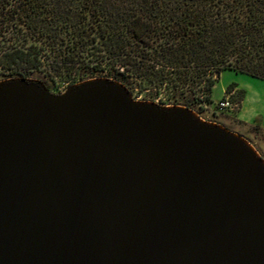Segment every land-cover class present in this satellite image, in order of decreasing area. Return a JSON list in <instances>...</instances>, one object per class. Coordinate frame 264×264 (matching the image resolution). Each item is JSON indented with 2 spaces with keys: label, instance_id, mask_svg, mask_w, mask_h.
Wrapping results in <instances>:
<instances>
[{
  "label": "water",
  "instance_id": "95a60500",
  "mask_svg": "<svg viewBox=\"0 0 264 264\" xmlns=\"http://www.w3.org/2000/svg\"><path fill=\"white\" fill-rule=\"evenodd\" d=\"M0 264H264V158L108 78L2 79Z\"/></svg>",
  "mask_w": 264,
  "mask_h": 264
},
{
  "label": "trees",
  "instance_id": "16d2710c",
  "mask_svg": "<svg viewBox=\"0 0 264 264\" xmlns=\"http://www.w3.org/2000/svg\"><path fill=\"white\" fill-rule=\"evenodd\" d=\"M44 59L50 79L104 77L133 97L163 89L192 109L178 95L210 102L222 70L264 81V0H0L4 79H33Z\"/></svg>",
  "mask_w": 264,
  "mask_h": 264
},
{
  "label": "rangeland",
  "instance_id": "374dc122",
  "mask_svg": "<svg viewBox=\"0 0 264 264\" xmlns=\"http://www.w3.org/2000/svg\"><path fill=\"white\" fill-rule=\"evenodd\" d=\"M38 46L39 44L36 42H30V41H26L23 45L24 49H31L32 51H36L38 55H40L42 53L41 50H38ZM45 59L44 61H42L40 63V65L37 67L36 72L33 73L31 75V77L33 79H37L40 80L46 87V89L48 90V92L53 93V94H59L61 93L64 89H66L68 86H70V83L74 80H76V77H65L61 74L54 76L53 78L50 79V74L47 73V68L44 65ZM7 74V71L3 70V68L0 67V80L4 79L5 75ZM48 75V76H47ZM248 80V81H253L252 83H256V88L258 90H264V81L263 80H259V79H251L248 78L247 76H243V75H239L236 74L232 71L229 70H222V72L217 76L216 78V90L215 93L219 92V88L222 84H225L226 82H234L236 80ZM74 84V83H73ZM72 85V84H71ZM169 93L165 92V90L163 89H159V90H155V89H147L144 90L138 94H136L135 97L134 94H131L133 99L136 100H147V101H152L156 104L162 105V106H170V104L173 101L174 97H170L168 95ZM185 97L186 99H193L194 104L191 110H193L195 113H197V115L206 121H210V122H215L218 124L223 125L225 128H227L228 130L232 131V132H237L236 128L232 125L229 124L225 121H227L226 119L230 118L228 116V114L223 113V112H219L216 107H215V102L216 101H211L206 103L204 101H201L200 98H196L194 95L192 96V94H189L188 92L183 93L181 95H178L179 97ZM180 97V98H181ZM196 99V100H195ZM259 143H257L256 145H254V149L256 150V152L259 154L260 157L264 158V137H261L259 139Z\"/></svg>",
  "mask_w": 264,
  "mask_h": 264
},
{
  "label": "crops",
  "instance_id": "0c3cea01",
  "mask_svg": "<svg viewBox=\"0 0 264 264\" xmlns=\"http://www.w3.org/2000/svg\"><path fill=\"white\" fill-rule=\"evenodd\" d=\"M236 74L247 76L240 73ZM247 77L254 79L250 76ZM252 82L241 79L226 82L220 86L219 92L215 93V80L211 87L209 99L216 101L224 94L226 87L231 86L227 92L235 98L238 108L234 113L228 114L230 118L226 119L225 122L232 124L237 129V132L234 133L245 138L254 147L260 142L259 139L264 137V90H258L257 84Z\"/></svg>",
  "mask_w": 264,
  "mask_h": 264
},
{
  "label": "built area",
  "instance_id": "2783aa9c",
  "mask_svg": "<svg viewBox=\"0 0 264 264\" xmlns=\"http://www.w3.org/2000/svg\"><path fill=\"white\" fill-rule=\"evenodd\" d=\"M215 107L219 112L232 114L237 110L238 103L229 92H224V94L216 100Z\"/></svg>",
  "mask_w": 264,
  "mask_h": 264
}]
</instances>
